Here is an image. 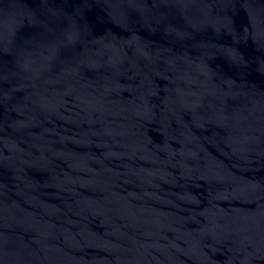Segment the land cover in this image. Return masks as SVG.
<instances>
[{
  "label": "water",
  "instance_id": "1",
  "mask_svg": "<svg viewBox=\"0 0 264 264\" xmlns=\"http://www.w3.org/2000/svg\"><path fill=\"white\" fill-rule=\"evenodd\" d=\"M0 264H264V0H0Z\"/></svg>",
  "mask_w": 264,
  "mask_h": 264
}]
</instances>
